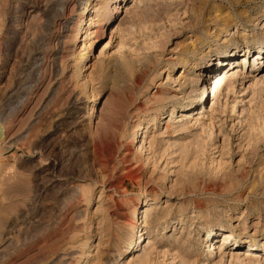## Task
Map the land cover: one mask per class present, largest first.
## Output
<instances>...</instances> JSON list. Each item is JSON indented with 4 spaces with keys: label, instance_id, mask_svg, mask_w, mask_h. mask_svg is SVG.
<instances>
[{
    "label": "rangeland",
    "instance_id": "1",
    "mask_svg": "<svg viewBox=\"0 0 264 264\" xmlns=\"http://www.w3.org/2000/svg\"><path fill=\"white\" fill-rule=\"evenodd\" d=\"M258 44L264 0H0V264H264Z\"/></svg>",
    "mask_w": 264,
    "mask_h": 264
},
{
    "label": "bare ground",
    "instance_id": "2",
    "mask_svg": "<svg viewBox=\"0 0 264 264\" xmlns=\"http://www.w3.org/2000/svg\"><path fill=\"white\" fill-rule=\"evenodd\" d=\"M100 20V19H99ZM99 20H97V21H99ZM80 22H81V19H80ZM103 24V23H102ZM102 24H98V26H97V29L96 30H94V31H92V32H89V33H99V32H102L103 33V29H101V25ZM100 25V26H99ZM226 26V25H225ZM254 44V43H253ZM228 48V47H227ZM256 48L259 50L258 51V54H260V53H263L264 54V44H258V46H256ZM244 53L242 54V55H245L246 53H249L250 51H251V48H250V46L249 45H247V46H245V48H244ZM236 53H237V48H232V49H230V50H228V49H225V51H224V53L223 54H221L220 55V57H219V63L221 64V65H224V64H229V62H226V60H228V59H230L232 56H235L236 55ZM257 56H259V55H257ZM180 60H181V62H182V64L183 65H186L187 63H188V59H187V57H180ZM228 71H226V73H224L221 77H219L218 79H216L214 82H213V87L211 88L210 87V90H212V94L215 96V94L217 93L216 91H218V89L221 87V85H222V83H224L225 85L227 84L229 87H230V85H231V87H232V84H233V82H232V75H230V76H232V77H230V76H228L227 73ZM201 74V73H200ZM220 74V73H219ZM218 76V75H217ZM235 76V75H234ZM235 78V77H234ZM235 80V79H234ZM232 83V84H231ZM227 86V87H228ZM234 87H235V85H233ZM230 90V89H229ZM261 90V89H260ZM264 91V90H263ZM202 92H204V88L202 89ZM259 92H261L262 93V90L261 91H259ZM210 93H211V91H210ZM260 94V93H259ZM263 94V93H262ZM212 95V96H213ZM262 96V95H261ZM264 96V95H263ZM259 97H260V95H259ZM263 101H264V99H263V97L261 98ZM263 101H262V103H263ZM4 127H7V126H4ZM2 125H1V123H0V138H2V137H4V134L7 132V129L6 128H4ZM1 140V139H0ZM123 155V154H122ZM121 161V160H120ZM122 161H124V160H122ZM127 161H128V159H127ZM126 162V161H125ZM231 236V234L230 233H228V232H226V233H224V237L225 238H227V237H230ZM214 247V246H213ZM212 247V248H213ZM246 256H247V254H246Z\"/></svg>",
    "mask_w": 264,
    "mask_h": 264
}]
</instances>
